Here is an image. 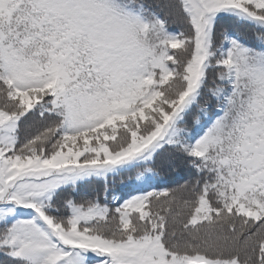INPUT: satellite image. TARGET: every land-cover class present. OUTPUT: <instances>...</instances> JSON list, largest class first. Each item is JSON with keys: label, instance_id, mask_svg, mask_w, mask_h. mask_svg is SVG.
<instances>
[{"label": "snow or ice", "instance_id": "obj_1", "mask_svg": "<svg viewBox=\"0 0 264 264\" xmlns=\"http://www.w3.org/2000/svg\"><path fill=\"white\" fill-rule=\"evenodd\" d=\"M0 264H264V0H0Z\"/></svg>", "mask_w": 264, "mask_h": 264}]
</instances>
